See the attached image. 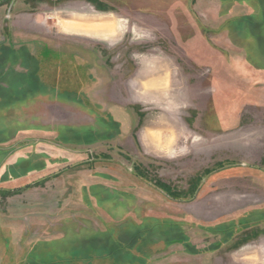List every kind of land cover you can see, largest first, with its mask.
Returning <instances> with one entry per match:
<instances>
[{
	"label": "rangeland",
	"instance_id": "rangeland-1",
	"mask_svg": "<svg viewBox=\"0 0 264 264\" xmlns=\"http://www.w3.org/2000/svg\"><path fill=\"white\" fill-rule=\"evenodd\" d=\"M263 51L264 0H0V264H264Z\"/></svg>",
	"mask_w": 264,
	"mask_h": 264
},
{
	"label": "crops",
	"instance_id": "crops-1",
	"mask_svg": "<svg viewBox=\"0 0 264 264\" xmlns=\"http://www.w3.org/2000/svg\"><path fill=\"white\" fill-rule=\"evenodd\" d=\"M77 22H74L76 24V30L78 31V35H86V36H94V37H101L107 41H114L118 40L119 37L122 34L124 25L121 22H117V20L111 18V17H100V16H95L94 18H87L85 16H80L78 19H76ZM91 28V29H89ZM93 28H96L95 30ZM80 33V34H79ZM134 35L139 39L142 38L143 36L140 35L139 30H134L133 31ZM165 68V67H164ZM247 73V78L248 76L250 77V80L252 82H255L253 79V74H260L258 71H253L249 72V70H245ZM165 72L162 71L161 69L156 72H151L145 75V82H141L142 85V90L144 91L143 95L138 96L136 92L131 89V100H137L140 101L143 104H147L148 100L146 99L147 95L152 94V93H159L161 96L165 94L169 90V85L165 82L166 78H162L163 76H160L159 78L157 77L158 75H162ZM259 79H256L259 81V83H262L264 81V75L258 76ZM249 79V78H248ZM262 81V82H261ZM251 86V84H248ZM158 89V90H157ZM155 91V92H154ZM147 132H149L147 130ZM147 139L150 140L149 134L147 133L146 136ZM150 140L151 142L155 141L154 143H158V141L151 136ZM160 143V142H159Z\"/></svg>",
	"mask_w": 264,
	"mask_h": 264
},
{
	"label": "trees",
	"instance_id": "trees-1",
	"mask_svg": "<svg viewBox=\"0 0 264 264\" xmlns=\"http://www.w3.org/2000/svg\"><path fill=\"white\" fill-rule=\"evenodd\" d=\"M251 18L250 17H243V18H240V19H236V20H233L230 24L233 26V28L234 29H232V30H234V32H233V34H236V35H233L232 34V32H231V38H232V40L233 41H235L236 43L237 42H240V43H244L243 41H244V35H245V33H246V31H248V27L250 26V20ZM237 34H238V37H236L237 36ZM244 36V37H243ZM241 38V39H240ZM238 44V43H237ZM243 46V45H242ZM241 46V47H242ZM258 55H259V57L261 58H259L258 57ZM257 56H256V59L254 58V59H251L252 57H251V55H248V58H247V60H248V62L251 64V65H253L255 68H257V69H259V70H264V51H263V53L262 54H258ZM258 61L257 63H255L254 61ZM168 195L171 197V198H173L174 199V197H172V195H171V193L169 194L168 193ZM163 226H165V225H163ZM168 227V226H167Z\"/></svg>",
	"mask_w": 264,
	"mask_h": 264
},
{
	"label": "bare ground",
	"instance_id": "bare-ground-1",
	"mask_svg": "<svg viewBox=\"0 0 264 264\" xmlns=\"http://www.w3.org/2000/svg\"><path fill=\"white\" fill-rule=\"evenodd\" d=\"M158 90V89H157ZM155 92V91H154ZM150 135V134H149ZM155 140V139H154ZM155 142V141H154ZM160 142V141H159ZM258 258H259V261H262V263L264 262V257H261V255L259 256L258 254Z\"/></svg>",
	"mask_w": 264,
	"mask_h": 264
}]
</instances>
